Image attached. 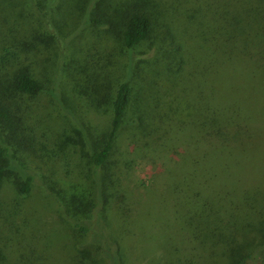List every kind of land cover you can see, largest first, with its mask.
<instances>
[{"label": "rangeland", "instance_id": "1", "mask_svg": "<svg viewBox=\"0 0 264 264\" xmlns=\"http://www.w3.org/2000/svg\"><path fill=\"white\" fill-rule=\"evenodd\" d=\"M46 1L0 0V82L6 84L7 75L30 65L32 75L46 88L36 97L18 98V103L11 106L15 135L21 145L15 155L28 173L38 178L26 198L14 194L9 183L0 188L1 206L16 212L14 223L23 229L13 228L14 239L9 244L22 264H31L34 246L47 249L54 241L63 246L62 255L53 251L54 257L62 256L63 264H73L80 256L90 264L98 262L97 238L80 236L77 220L64 218L62 202L80 208L93 199L92 170L85 154L107 127L109 113L101 109L106 106L108 93L124 80L129 81L137 100L146 96L144 101L150 109L159 101L166 103L164 112L168 113L170 107L177 109L180 118H173L181 123L190 121L195 114L193 108L203 103L197 100V91L206 92L208 83L217 94L220 125L226 127L220 153L228 166L229 188L212 185L215 188L208 189L212 194L202 193L203 200L213 204V196L220 197L226 190L230 201L225 202L231 203L240 199L242 191H248L264 205V55L251 62L236 60L227 72L220 66L204 81L203 72L191 67L189 59V64L179 68V60L173 56L185 55L183 50L192 44L190 39L179 40L178 50L170 41L172 31L154 25L149 38L128 52L106 24L89 23L96 0H51L50 5ZM103 1L112 5L107 10L101 2L106 14L117 13L113 10L120 0ZM194 1L207 8L204 13L208 18L217 6V0ZM252 30L254 37L256 23ZM249 42L264 43L262 38ZM172 76L181 83L177 88L170 85ZM185 78L193 84L192 89L181 81ZM97 82L101 83L99 92L95 90ZM96 103L103 105L96 109ZM169 127L170 123L166 124L163 133L151 132L147 127L133 128L126 123L116 140L110 167L117 172L118 187L132 201L127 218L113 222L109 229L111 239L119 244V250L117 247L109 253L117 254L118 250L121 264H134V259L138 264H170L172 259L170 138L178 134L170 133ZM146 131L149 137L144 136ZM3 132L8 134L7 130ZM182 169H189L187 163ZM55 193L61 197V204ZM99 239L104 238L99 235ZM132 240L135 250L127 242Z\"/></svg>", "mask_w": 264, "mask_h": 264}, {"label": "trees", "instance_id": "2", "mask_svg": "<svg viewBox=\"0 0 264 264\" xmlns=\"http://www.w3.org/2000/svg\"><path fill=\"white\" fill-rule=\"evenodd\" d=\"M50 2L47 0L46 5ZM101 2L107 10L112 8L109 1L107 4L103 0L93 1L94 16L89 18V23L95 26L106 24L112 36L115 34L121 47L128 52L149 38L154 25L165 32L172 31L170 41L178 50L179 40L190 39L192 44L183 50L185 55L177 53L173 56L179 60V68L183 63L192 62L191 67H198L203 72L201 78L204 81L207 76L211 78L220 66L227 72L236 60L251 62L256 56L260 59L264 55V43L249 42L253 38L264 41V0H217L209 18L204 13L207 8L194 0H120L113 10L117 13L113 15L106 14ZM254 23L258 32L253 37ZM186 39L182 42L185 43ZM29 68L30 65L20 67L4 78L6 84L0 82V188L9 183L14 194L24 198L31 193L38 178L30 175L24 162L15 155L21 145L15 135V113L11 106L18 103V98H33L46 90ZM178 81L177 76L170 77L172 88L181 85ZM181 81L189 85V89L193 88L187 78ZM207 86L206 92L197 91V100H203V103L193 108L194 116L184 123L174 120L173 116L180 118L177 109L170 107L168 113L163 111L166 103L159 101L150 109L144 101L146 96H140L138 100L133 97L128 80L121 81L111 94L108 93L106 106L101 109L109 113L107 127L89 145L85 154L92 170L93 199L91 197L80 208L62 202L64 218L69 219L70 216L77 220L80 236L89 240H92L91 236L97 238L99 246L95 260L98 262L94 264L122 263L119 244L111 239L109 229L113 222H123L127 218L132 201L128 200L124 189L118 187L117 172L110 166L116 140L126 123L133 128L147 127L151 132L162 133L165 125L170 123V133L178 134L170 138L173 141L170 145V204L173 209V214L170 212V264H264V205L257 201V196L242 191L239 200L226 203V199H230L225 190L220 197L213 196L216 201L213 204L202 197V193L210 192L208 189L229 188L228 166L220 153L226 127L220 125L217 94L208 83ZM100 87L101 83L97 82L95 90L99 92ZM52 92L54 89L51 95ZM136 101L144 106H137ZM101 104L96 103V109ZM5 130L8 134L3 132ZM146 132L144 136L149 137L150 132ZM158 137L162 138V134ZM229 151L225 153L229 154ZM185 163L189 167L187 171L182 169ZM56 196L54 198L61 204V197ZM41 212L44 214L43 210ZM15 214L14 210L5 209L0 203V264H22L9 247L14 239L13 228L23 230L14 223ZM99 235L104 239H99ZM127 242L136 249L133 247L135 240ZM57 243L52 242V247L47 249L34 246L31 264H63L60 262L62 256L54 257V250L62 255L63 246ZM117 247V254L109 253ZM34 254L39 261H35ZM133 263L138 264L135 259ZM73 264L90 263L85 256H80Z\"/></svg>", "mask_w": 264, "mask_h": 264}]
</instances>
